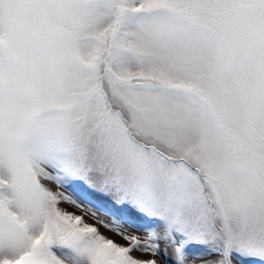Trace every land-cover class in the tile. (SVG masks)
<instances>
[{"label":"snow or ice","instance_id":"snow-or-ice-1","mask_svg":"<svg viewBox=\"0 0 264 264\" xmlns=\"http://www.w3.org/2000/svg\"><path fill=\"white\" fill-rule=\"evenodd\" d=\"M0 264H264V0H0Z\"/></svg>","mask_w":264,"mask_h":264},{"label":"rangeland","instance_id":"rangeland-1","mask_svg":"<svg viewBox=\"0 0 264 264\" xmlns=\"http://www.w3.org/2000/svg\"><path fill=\"white\" fill-rule=\"evenodd\" d=\"M71 210V209H70Z\"/></svg>","mask_w":264,"mask_h":264}]
</instances>
